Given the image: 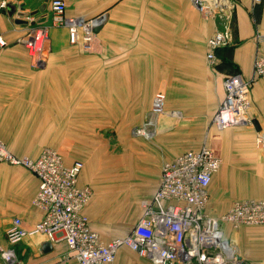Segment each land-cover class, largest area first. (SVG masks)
I'll list each match as a JSON object with an SVG mask.
<instances>
[{
    "label": "crops",
    "instance_id": "1",
    "mask_svg": "<svg viewBox=\"0 0 264 264\" xmlns=\"http://www.w3.org/2000/svg\"><path fill=\"white\" fill-rule=\"evenodd\" d=\"M6 1L0 8V33L9 43L0 52L1 137L15 153L32 157L66 136L79 143L82 152L65 158L83 162L77 183L94 186L84 213L103 239L130 230L141 215L140 201L157 187L163 162L203 144L230 161L212 177L208 212L221 214L235 200L264 199V149L255 144L256 133L264 134V76L251 90L250 125L218 129L211 122L224 96V79L252 73L254 33L264 32V0L255 7L252 0H229L205 12L194 0H64L67 15H103L101 27L89 49L70 43L66 27H49L44 59L37 66L22 39L29 27L47 22L50 0ZM8 4L14 12L23 6L34 14L23 17L25 23L16 22ZM216 31H226L228 39L217 49L212 66L207 41ZM157 92L165 94V112L155 117L151 105ZM149 119L155 122L152 137L133 133ZM67 128L73 135L64 133ZM77 131L83 136L77 137ZM101 155L111 165L99 176L94 165ZM37 184L25 167L0 162V264H6L1 250L8 247L5 233L12 219L19 217L29 230L42 218L31 203ZM99 186L121 210L102 213ZM131 199L139 209L133 211L130 227L110 233L100 225L126 222ZM262 226L234 230L226 225L225 231L234 244L251 238L252 227ZM47 241L40 232L26 236L14 246L17 263L76 264L65 242H50L44 249ZM114 264L149 261L122 247Z\"/></svg>",
    "mask_w": 264,
    "mask_h": 264
},
{
    "label": "built area",
    "instance_id": "2",
    "mask_svg": "<svg viewBox=\"0 0 264 264\" xmlns=\"http://www.w3.org/2000/svg\"><path fill=\"white\" fill-rule=\"evenodd\" d=\"M261 1L252 0V4L255 7ZM6 3L0 0V8ZM194 4L202 12L213 8L207 0H194ZM65 10L64 0H50L47 24L40 22L29 27V33L22 39L28 56L35 63L44 59L49 27H66L70 43L90 48L95 33L93 27L101 23L104 16L86 19L67 15ZM227 39L226 31H216L208 39L206 58L210 65H215L216 51ZM254 41L256 50L250 77L232 74L223 81L224 96L211 120L218 129L252 123L249 115L251 90L256 80L264 76V32L256 31ZM6 45L0 33V50ZM164 112L165 94L157 92L153 96L151 113L157 117ZM154 132L152 119L133 128L134 134L147 138ZM255 144L264 149V134L256 133ZM0 162L23 166L36 176L38 184L31 203L42 212V218L29 230L21 226L19 217L12 219L5 233L8 247L1 250L6 264H18L14 246L38 232L51 243L65 242L76 264H114L122 247L137 252L149 264H248L226 235L225 226L235 230L264 224V199L260 198L235 200L221 214L208 212L209 186L221 167L222 158L207 144L163 162L154 193L140 201L142 211L137 221L126 234L108 240L91 228L84 213L93 190L77 183L83 167L81 160L68 161L59 150L49 146L43 147L35 157L20 155L9 149L0 136Z\"/></svg>",
    "mask_w": 264,
    "mask_h": 264
},
{
    "label": "rangeland",
    "instance_id": "3",
    "mask_svg": "<svg viewBox=\"0 0 264 264\" xmlns=\"http://www.w3.org/2000/svg\"><path fill=\"white\" fill-rule=\"evenodd\" d=\"M218 12L219 11H217V13ZM96 16H98V15L89 16V17H86V19H89V18H92V17H96ZM45 24H47V22ZM37 25L38 24L36 23V26ZM28 33H29V30H28V32H25L23 37L26 36ZM47 36H48V32H47ZM47 41H48V39H47ZM7 43H8V41H7ZM8 45H9V43L6 46H8ZM0 52H1V50H0ZM29 59H30L31 63L36 65V66L40 64V63H35L34 60L31 59L30 57H29ZM64 129L65 128H63V130ZM16 130L21 131V130H23V127H16ZM75 132H76V130H75ZM64 133H68V134H72L73 135V132L72 131L70 132L69 128H67V131H65ZM109 133L110 132H108V134ZM0 136H1V134H0ZM76 136L77 137L83 136V133L80 132V131H77V135ZM63 138H62V141H60L58 144L56 143L55 145H53L56 142L54 140L55 142H51V143H49V144H47L45 146L56 148L57 150H59L63 154V156H68V158H69V156H72V155L73 156L74 155H79L82 152L81 145L79 143L75 142L74 140H72L68 136H66L65 141H63ZM78 139H80V138H78ZM5 143H6V145L8 146L9 149L13 150L9 146V144H7L6 141H5ZM204 143H206V142H204ZM45 146H43V147H45ZM20 155H22V154H20ZM110 162H111V159H106L105 157H103V155H101V159H99V161L97 162L98 165L97 164L94 165L95 167L98 168L99 176H102V175H104V173H106L105 169H107L108 166L111 165ZM222 163L223 164H222V167H221L220 170L224 171L225 170L224 169L225 166H229L230 165V161L226 162L225 158H223ZM87 185L89 187H91V188L93 186V185L91 186L90 184H87ZM99 187H100L99 194L101 195L100 197L101 198L103 197V199H104V202H102V204H101L102 213L105 214V215L106 214L109 215V214L116 213L118 210H121L122 208L116 207L114 204H112V200L108 201V196L103 193V189L101 188V186H99ZM132 203H133V200L131 199L128 202V207H125L126 210L128 209V215H129V217H128L126 222H124V223L108 222V223H102V224L99 223V224L101 226L105 227L106 229H108L110 233H113L114 230L123 231L127 227H130L132 225V223L134 222L135 218H136V214H134L133 211L135 209H139L138 207L132 206ZM95 224H94V226H95ZM252 228H255V229H254V231L251 234V238H248V239H245V240L242 238L240 241H235L236 243L234 242V246H235L236 251L238 252V254L241 256V258L244 261H246V263H248V264H264V238H263L264 237L263 236L264 235V228H263V226L262 227H252ZM120 255L122 257L123 254L121 253Z\"/></svg>",
    "mask_w": 264,
    "mask_h": 264
},
{
    "label": "water",
    "instance_id": "4",
    "mask_svg": "<svg viewBox=\"0 0 264 264\" xmlns=\"http://www.w3.org/2000/svg\"><path fill=\"white\" fill-rule=\"evenodd\" d=\"M42 9V8H41ZM7 10H8V12H9V14L11 15V16H15V21L16 22H19V23H25L26 22V19H24L23 17H25V16H27V15H33L34 14V11L33 12H26V11H24V7L23 6H20V9L18 10V11H16V12H14L15 10H14V8L12 7V5L11 4H8L7 5ZM29 13V14H28ZM100 27H101V23H99L98 25H96V26H94L93 27V31L94 32H97L99 29H100ZM51 247V243L49 242V241H47V242H45L44 244H43V248L44 249H48V248H50Z\"/></svg>",
    "mask_w": 264,
    "mask_h": 264
},
{
    "label": "bare ground",
    "instance_id": "5",
    "mask_svg": "<svg viewBox=\"0 0 264 264\" xmlns=\"http://www.w3.org/2000/svg\"><path fill=\"white\" fill-rule=\"evenodd\" d=\"M202 1V0H199ZM208 3L211 4V6L217 7L221 3H230L229 0H207Z\"/></svg>",
    "mask_w": 264,
    "mask_h": 264
}]
</instances>
